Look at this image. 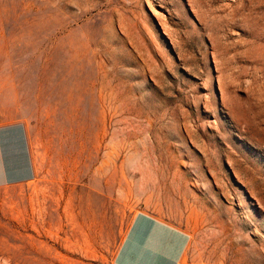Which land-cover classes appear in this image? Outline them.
<instances>
[{
	"label": "rangeland",
	"instance_id": "obj_1",
	"mask_svg": "<svg viewBox=\"0 0 264 264\" xmlns=\"http://www.w3.org/2000/svg\"><path fill=\"white\" fill-rule=\"evenodd\" d=\"M0 264H113L131 217L178 264H264V0H0Z\"/></svg>",
	"mask_w": 264,
	"mask_h": 264
},
{
	"label": "crops",
	"instance_id": "obj_2",
	"mask_svg": "<svg viewBox=\"0 0 264 264\" xmlns=\"http://www.w3.org/2000/svg\"><path fill=\"white\" fill-rule=\"evenodd\" d=\"M35 177L26 129L21 122L0 124V186ZM190 241L187 231L144 211L130 219L112 254L113 264H178Z\"/></svg>",
	"mask_w": 264,
	"mask_h": 264
}]
</instances>
